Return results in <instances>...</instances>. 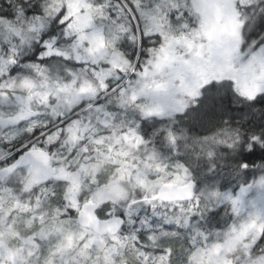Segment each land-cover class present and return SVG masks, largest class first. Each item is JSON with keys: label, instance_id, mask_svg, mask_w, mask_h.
I'll return each mask as SVG.
<instances>
[{"label": "snow or ice", "instance_id": "6c2138e0", "mask_svg": "<svg viewBox=\"0 0 264 264\" xmlns=\"http://www.w3.org/2000/svg\"><path fill=\"white\" fill-rule=\"evenodd\" d=\"M0 264H264V0H0Z\"/></svg>", "mask_w": 264, "mask_h": 264}]
</instances>
